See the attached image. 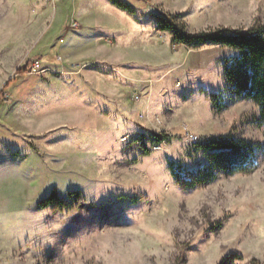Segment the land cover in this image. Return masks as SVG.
I'll list each match as a JSON object with an SVG mask.
<instances>
[{
  "label": "rangeland",
  "instance_id": "obj_1",
  "mask_svg": "<svg viewBox=\"0 0 264 264\" xmlns=\"http://www.w3.org/2000/svg\"><path fill=\"white\" fill-rule=\"evenodd\" d=\"M123 1L0 0V264H264V124L225 83L236 52L160 28L249 29L264 0ZM218 136L259 143L257 168L189 183Z\"/></svg>",
  "mask_w": 264,
  "mask_h": 264
},
{
  "label": "trees",
  "instance_id": "obj_2",
  "mask_svg": "<svg viewBox=\"0 0 264 264\" xmlns=\"http://www.w3.org/2000/svg\"><path fill=\"white\" fill-rule=\"evenodd\" d=\"M111 1L123 10L133 11L123 0ZM177 17L178 15L160 21L162 30L172 32L174 48L179 45L195 48L217 44L236 52V55L225 60V83L235 95L250 100L259 108L260 119L264 124V24L256 23L249 29L219 27L190 32L187 25ZM1 96L2 93L0 99ZM161 141L160 137L156 140L157 143ZM199 147L207 153L208 162L196 175H192L189 183L202 184L213 181L219 173H251L257 168L256 153L260 145L252 140L218 136L199 142ZM70 195L78 196V193L71 192ZM60 202L58 191L54 188L40 205L47 207Z\"/></svg>",
  "mask_w": 264,
  "mask_h": 264
},
{
  "label": "built area",
  "instance_id": "obj_3",
  "mask_svg": "<svg viewBox=\"0 0 264 264\" xmlns=\"http://www.w3.org/2000/svg\"><path fill=\"white\" fill-rule=\"evenodd\" d=\"M59 59H61V57H59ZM52 69L45 65L41 60L39 59H35L30 66V72L32 73H46L51 71ZM193 139L196 138L194 136H191ZM130 139V135H124L122 136V140L124 142L128 141ZM155 148H160L159 144L157 143V145H155Z\"/></svg>",
  "mask_w": 264,
  "mask_h": 264
},
{
  "label": "crops",
  "instance_id": "obj_4",
  "mask_svg": "<svg viewBox=\"0 0 264 264\" xmlns=\"http://www.w3.org/2000/svg\"><path fill=\"white\" fill-rule=\"evenodd\" d=\"M63 50V49H62ZM231 50V49H230ZM235 52V51H234Z\"/></svg>",
  "mask_w": 264,
  "mask_h": 264
}]
</instances>
